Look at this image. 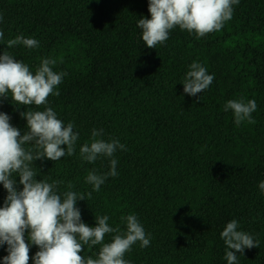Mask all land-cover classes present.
<instances>
[{
	"label": "trees",
	"instance_id": "obj_1",
	"mask_svg": "<svg viewBox=\"0 0 264 264\" xmlns=\"http://www.w3.org/2000/svg\"><path fill=\"white\" fill-rule=\"evenodd\" d=\"M233 8L220 31L197 38L177 26L151 49L137 26L141 16L150 18L148 0H0V54L10 52L32 71L53 58V70L67 73L47 106L17 107L0 97V111L21 134L27 131L22 110L51 107L74 124V154L35 160L36 178L62 181L61 195L91 192L76 202L89 226L107 215L109 225L123 231L121 218L135 214L151 241L125 254L131 264H227L220 232L232 219L259 241L237 253L238 264H264V0H239ZM17 35L36 39L39 47L7 48ZM193 61L214 74L199 99L181 83ZM241 97L256 101L255 124L237 126L231 110L224 111L229 99ZM93 129L125 145L114 154L118 175L107 177L99 191L85 178L93 169L108 172L109 159L88 163L79 154ZM12 178L22 189L19 176ZM6 195L0 183V207ZM99 247L85 246L80 254L95 256ZM6 249L0 245V264ZM37 251L29 245L28 264Z\"/></svg>",
	"mask_w": 264,
	"mask_h": 264
},
{
	"label": "clouds",
	"instance_id": "obj_2",
	"mask_svg": "<svg viewBox=\"0 0 264 264\" xmlns=\"http://www.w3.org/2000/svg\"><path fill=\"white\" fill-rule=\"evenodd\" d=\"M238 3L239 0H148L150 18L141 16L137 26L142 30L143 44L156 49L177 26L189 33L194 32L197 38L220 31L232 19L233 6ZM0 41H4L2 30ZM6 45L7 48L23 45L35 49L39 47V41L17 35L8 39ZM56 64L55 59L44 58L32 71L22 60L3 51L0 54V97L10 98L17 107L47 106L50 95H59L56 89L67 75L63 71H54ZM213 80L214 74H209L206 67L193 61L181 82L183 92L199 99V94ZM229 110L237 126L243 122L256 123L252 116L257 110L254 99H229L224 111ZM19 114L26 121L27 131L23 134L10 123L11 117L0 111V183L7 191L0 207V245H7L3 264H28L30 244L38 247L31 258L33 264H131L125 259V254L137 242L143 248L151 241L150 234L146 233L135 214L121 218L126 226L123 231L119 226H110L107 215L96 216L95 226H89L82 221L76 202L78 199H90L91 192L81 194L68 190L61 195L58 186L62 181L49 183L46 179L36 178L37 169L32 167L35 160L47 158L57 161L74 154L79 139V133L73 130L74 124H65L51 107L22 110ZM103 134V129H93L90 142L79 147L80 157L85 162L95 163L101 157L109 159L108 172L98 174L95 169L88 172L85 179L93 191H99L107 177L118 175V160L114 154L118 149H125L118 139L106 141ZM27 144L31 147L26 148ZM14 175L19 176V184L23 186L20 190L12 178ZM67 187H73L71 182ZM259 188L264 192V181L259 183ZM106 234H114L107 243L104 242ZM220 237L225 245L227 264H238L237 253L244 254L246 248L259 247V241L252 234L239 230L235 219L226 223ZM97 245L100 247L95 256L80 254L86 250L85 246L91 250Z\"/></svg>",
	"mask_w": 264,
	"mask_h": 264
}]
</instances>
